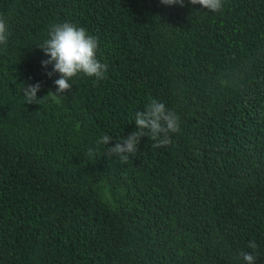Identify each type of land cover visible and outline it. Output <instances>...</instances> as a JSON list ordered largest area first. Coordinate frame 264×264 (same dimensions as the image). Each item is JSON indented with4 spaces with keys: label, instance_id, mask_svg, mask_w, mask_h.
Masks as SVG:
<instances>
[{
    "label": "trees",
    "instance_id": "1",
    "mask_svg": "<svg viewBox=\"0 0 264 264\" xmlns=\"http://www.w3.org/2000/svg\"><path fill=\"white\" fill-rule=\"evenodd\" d=\"M0 16V264H264V0H0ZM57 22L108 65L59 103L38 46ZM152 99L180 117L172 143L108 156Z\"/></svg>",
    "mask_w": 264,
    "mask_h": 264
},
{
    "label": "clouds",
    "instance_id": "2",
    "mask_svg": "<svg viewBox=\"0 0 264 264\" xmlns=\"http://www.w3.org/2000/svg\"><path fill=\"white\" fill-rule=\"evenodd\" d=\"M164 5L184 6V0H160ZM192 5H200L211 12H220L224 6V0H189ZM9 39V27L7 20L0 16V45L6 46ZM48 59L42 61V65L47 67L51 64L52 72L59 73V78L54 81L56 91H49L47 95L55 103L60 102L61 93H66L72 89V82L81 75L95 77L103 80L106 77L108 65L102 63L97 58L99 49L98 38L88 33L87 29L74 25L70 22H57L50 26L48 38L38 45ZM40 83L26 87H21L24 102L41 104L44 97H37L40 90ZM137 130L123 138L122 143H116L114 147H107V155H116L122 163H128L129 155L137 153V146L140 137L147 136L155 143L152 147H164L172 143V134L181 131L180 117L172 110H169L164 103L152 99L146 104L145 109L137 111L134 116ZM112 138L105 134L97 141V145L109 144ZM89 154L93 153L89 149ZM248 248H257L255 240L249 241ZM241 256L246 264H255L257 256L253 252H241Z\"/></svg>",
    "mask_w": 264,
    "mask_h": 264
}]
</instances>
